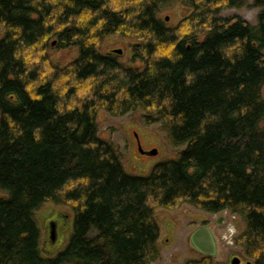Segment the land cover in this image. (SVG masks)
<instances>
[{
    "label": "trees",
    "instance_id": "1",
    "mask_svg": "<svg viewBox=\"0 0 264 264\" xmlns=\"http://www.w3.org/2000/svg\"><path fill=\"white\" fill-rule=\"evenodd\" d=\"M246 2L0 0V264H151L155 211L184 204L238 215L236 245L264 264V9L255 25L221 16ZM176 5L190 14L169 27L161 15ZM113 36L141 68L103 52ZM136 111L185 147L146 177L98 137L100 112ZM46 204L72 215L54 254L36 219Z\"/></svg>",
    "mask_w": 264,
    "mask_h": 264
},
{
    "label": "rangeland",
    "instance_id": "2",
    "mask_svg": "<svg viewBox=\"0 0 264 264\" xmlns=\"http://www.w3.org/2000/svg\"><path fill=\"white\" fill-rule=\"evenodd\" d=\"M247 0L246 5L239 9H228L221 13L223 18H240L244 22L255 25L258 14L264 9V0ZM190 14L189 10L176 5L170 11L161 15L169 27L176 26ZM5 29L0 25V39ZM53 45V44H52ZM132 43L120 39L118 36L108 38L102 45L104 53H115L120 63L129 67L141 68L139 62H133L131 57ZM76 57L74 50L53 53L51 60L62 64L69 63ZM143 112L136 111L121 118H115L106 112H100L96 122L98 137L114 146L122 166L127 174L136 177H146L152 168L165 160L178 157L185 148L172 147L166 135L160 131L158 125L146 126L142 120ZM138 143L143 153L138 150ZM156 151L150 156L149 152ZM0 196H4L0 192ZM36 219L42 235V249L54 254L65 245L72 226V215L69 208L44 205L37 213ZM155 219L159 227L158 247L159 259L151 264H183L188 259L206 257L199 253L190 243L192 233L200 228L207 227L216 243V255L210 257L212 264H232L233 257L238 258L239 264H248L249 258L243 249L236 245V241L244 230L241 218L224 210L217 214H209L189 205H182L177 209L160 208L155 211ZM53 236V238H51Z\"/></svg>",
    "mask_w": 264,
    "mask_h": 264
},
{
    "label": "water",
    "instance_id": "3",
    "mask_svg": "<svg viewBox=\"0 0 264 264\" xmlns=\"http://www.w3.org/2000/svg\"><path fill=\"white\" fill-rule=\"evenodd\" d=\"M168 21V18H166ZM114 53L120 54V51H113ZM138 150L140 153L142 149L138 143ZM150 156L156 155V151H151L148 153ZM53 238V236H51ZM190 243L192 246L202 255L206 257H214L216 255V243L211 231L207 227H200L196 229L190 236ZM238 258L233 259L232 264H239Z\"/></svg>",
    "mask_w": 264,
    "mask_h": 264
},
{
    "label": "flooded vegetation",
    "instance_id": "4",
    "mask_svg": "<svg viewBox=\"0 0 264 264\" xmlns=\"http://www.w3.org/2000/svg\"><path fill=\"white\" fill-rule=\"evenodd\" d=\"M233 259H235V258L233 257ZM231 262L233 263V260Z\"/></svg>",
    "mask_w": 264,
    "mask_h": 264
}]
</instances>
